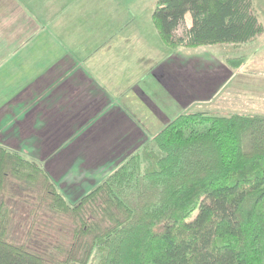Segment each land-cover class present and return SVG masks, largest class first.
I'll list each match as a JSON object with an SVG mask.
<instances>
[{"label": "trees", "instance_id": "obj_1", "mask_svg": "<svg viewBox=\"0 0 264 264\" xmlns=\"http://www.w3.org/2000/svg\"><path fill=\"white\" fill-rule=\"evenodd\" d=\"M153 23L170 47L263 32L253 0H157ZM86 190L0 146V264H264V116L180 114Z\"/></svg>", "mask_w": 264, "mask_h": 264}, {"label": "crops", "instance_id": "obj_2", "mask_svg": "<svg viewBox=\"0 0 264 264\" xmlns=\"http://www.w3.org/2000/svg\"><path fill=\"white\" fill-rule=\"evenodd\" d=\"M253 2L262 34L247 44L218 46L243 61L260 54L264 66V0ZM107 3L0 0V146L31 155L73 200L139 149L150 130L139 128L140 116L151 111L145 101L160 97L155 85L173 87L170 63L149 43L154 36L146 30L126 35L121 27L130 21L122 11L108 21ZM124 42H134L132 57L124 56ZM73 153L80 155L61 168L65 159L55 154Z\"/></svg>", "mask_w": 264, "mask_h": 264}, {"label": "rangeland", "instance_id": "obj_3", "mask_svg": "<svg viewBox=\"0 0 264 264\" xmlns=\"http://www.w3.org/2000/svg\"><path fill=\"white\" fill-rule=\"evenodd\" d=\"M107 1L106 16H108V21L113 22L117 14L122 11L125 19L130 21L121 27L122 32L127 33L126 35L129 36H136L138 30L141 33L146 30L148 34L150 31L151 35L154 36L155 44L151 36L149 43L156 46V56H159L160 53L163 56L160 61L166 64L170 63L172 92L155 85L157 93H160V97L146 100L145 102L151 108V111L145 117L140 116V119H138L141 121L139 128H142L141 124H148L150 128L149 133L146 134V139H143L144 142L150 141L164 128L168 120H172L180 114L201 112L218 116H231L232 114L264 116V101L260 97L264 94V76L261 73V71H264V66L261 64L260 54H256L254 57H249L247 60L245 59L246 61H243V59L239 58L238 53L231 52V49L228 47L224 48L218 45L195 48L167 46L164 44L153 23V12L157 0ZM183 32V28H180L177 34L181 36ZM133 44L134 42H124L122 44L123 49L127 52L123 53L124 56L128 55L132 57L129 53L132 54ZM229 61L231 64H229ZM231 72L235 73L233 79L231 78L232 80L229 79L233 75ZM116 75L118 73L114 74V76ZM219 90L220 96L218 95ZM173 92H175L176 96L171 95ZM152 94L156 96L155 91ZM177 96L181 97V104L178 100V102L175 100ZM153 102L157 105V111L161 110L164 113V118L160 117L159 113L153 110L156 108L152 104ZM155 113L163 121L157 120L158 118L155 116ZM119 138L121 137L118 136ZM79 155V153H73L69 154L66 158L65 155L55 154V156H63L65 159L61 168L71 165ZM85 156L87 158L90 154ZM27 157L34 159L31 155ZM44 157H47V154ZM112 171H109V173ZM107 176L98 179V183ZM95 182L97 184L96 180ZM68 199L74 203L70 196Z\"/></svg>", "mask_w": 264, "mask_h": 264}]
</instances>
